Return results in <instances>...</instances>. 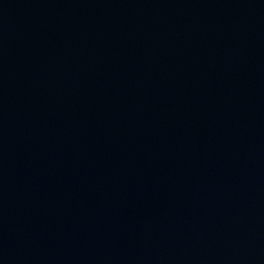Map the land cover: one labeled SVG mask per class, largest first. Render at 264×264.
I'll return each mask as SVG.
<instances>
[{
  "label": "water",
  "instance_id": "1",
  "mask_svg": "<svg viewBox=\"0 0 264 264\" xmlns=\"http://www.w3.org/2000/svg\"><path fill=\"white\" fill-rule=\"evenodd\" d=\"M0 264H264V0H0Z\"/></svg>",
  "mask_w": 264,
  "mask_h": 264
}]
</instances>
